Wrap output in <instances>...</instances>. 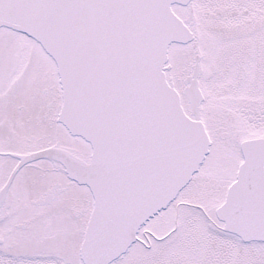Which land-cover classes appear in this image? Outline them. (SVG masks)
I'll list each match as a JSON object with an SVG mask.
<instances>
[{
    "label": "snow or ice",
    "instance_id": "1",
    "mask_svg": "<svg viewBox=\"0 0 264 264\" xmlns=\"http://www.w3.org/2000/svg\"><path fill=\"white\" fill-rule=\"evenodd\" d=\"M0 264H264V0H0Z\"/></svg>",
    "mask_w": 264,
    "mask_h": 264
}]
</instances>
